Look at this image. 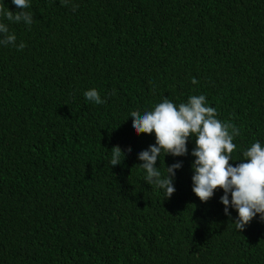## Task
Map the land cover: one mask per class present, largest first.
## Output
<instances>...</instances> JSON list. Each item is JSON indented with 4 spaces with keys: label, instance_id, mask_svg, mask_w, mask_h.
<instances>
[{
    "label": "trees",
    "instance_id": "obj_1",
    "mask_svg": "<svg viewBox=\"0 0 264 264\" xmlns=\"http://www.w3.org/2000/svg\"><path fill=\"white\" fill-rule=\"evenodd\" d=\"M29 2L30 27L0 15L26 45H0V264H264L259 216L238 232L223 190L192 192L194 138L157 161H182L166 199L138 165L155 135L130 117L205 95L240 129L233 166L264 146V0ZM93 88L106 103L86 100Z\"/></svg>",
    "mask_w": 264,
    "mask_h": 264
},
{
    "label": "clouds",
    "instance_id": "obj_2",
    "mask_svg": "<svg viewBox=\"0 0 264 264\" xmlns=\"http://www.w3.org/2000/svg\"><path fill=\"white\" fill-rule=\"evenodd\" d=\"M12 3L18 11L0 8V15L9 22H23L30 27L33 14L27 11L30 8L29 0H12ZM61 4L66 6L68 0H61ZM77 8L78 5H73L72 11ZM0 45H11L17 50L26 47L24 42L16 45L15 34L2 22ZM191 82L198 83L195 78ZM84 96L87 101L97 105L106 103L94 88L85 91ZM130 117L132 129L137 135H155V143L138 153V160L141 161L138 165L146 173L144 180L148 185L163 190L166 199L171 198L176 191V171L182 168V161L165 166L163 160L164 174L160 166L157 167V161L159 159L161 165L162 153L164 157L188 155V141L194 138L195 147L191 152L195 158L191 164L192 192L202 203H206L216 190H223L220 203L224 205V214L238 232H242L257 216L264 222V146L260 141L252 143L243 150V159L233 166L230 161H234L232 154L237 148L233 141L240 135V129L218 119L216 109L207 105L205 95H191L186 102L178 105L165 97L150 110L132 111ZM127 152L130 153L131 148ZM111 154V167L120 165L121 157L124 159L127 155L118 145L112 147ZM229 208L236 211L235 219Z\"/></svg>",
    "mask_w": 264,
    "mask_h": 264
}]
</instances>
